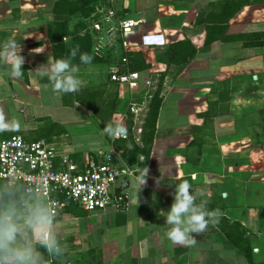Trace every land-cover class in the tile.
<instances>
[{
	"label": "crops",
	"instance_id": "obj_1",
	"mask_svg": "<svg viewBox=\"0 0 264 264\" xmlns=\"http://www.w3.org/2000/svg\"><path fill=\"white\" fill-rule=\"evenodd\" d=\"M54 1L0 0V53H6L5 43L15 41L24 57L20 77H13L11 64L0 58V106L14 108L17 103L37 109L45 106L42 97L53 95L58 100L56 108L64 110L63 115L69 114L79 126L75 135L85 138L70 140L63 128L51 133L40 126L42 117L31 115L27 124L0 131V141L15 131L26 140L51 143L75 162L94 157L99 151H114L116 165L122 166L126 162L114 144L104 138L100 121L91 111L77 104L64 105L61 93L52 90L48 77L34 73L52 58L46 31L53 20ZM216 1H108L122 17L141 21L125 37L135 49L133 54H139L147 66L139 72L140 93L153 97L159 87L160 106L151 151L144 166L133 165L139 170L134 176L116 184L117 191L128 194L123 209L107 207L87 212L69 205L51 220L42 202L47 222L41 225L29 220L31 212L26 205L19 222L18 243L34 249L37 264H247L228 240L238 236L233 224L243 227L253 262L264 264V180L253 171V141L260 139L254 129L259 128L264 106V59L258 52L262 48H245L238 39L204 43L205 28L196 19ZM247 12H239L228 22L226 35L263 31L244 22ZM183 41L188 42L183 52L189 54L194 49L195 53L180 64L186 60L185 52L178 53V49L175 53L172 47ZM102 67L108 71L110 66L90 64L79 67L76 75L91 78L89 74H93L94 84L86 87L113 85ZM255 75L257 80L262 76L260 82L251 79ZM116 87L120 113L126 110L128 99L122 95V88ZM130 121L132 125V116L127 124ZM130 134L139 145L141 134L132 127ZM112 139L119 142L126 138ZM145 168L146 183L140 185L138 178ZM185 180L197 196V204L206 201L208 210L221 212L218 224H209L204 232L193 234L196 242L191 245L169 240L165 218L159 216L161 211H169L175 185ZM49 238L59 243L60 255L45 246Z\"/></svg>",
	"mask_w": 264,
	"mask_h": 264
},
{
	"label": "built area",
	"instance_id": "obj_2",
	"mask_svg": "<svg viewBox=\"0 0 264 264\" xmlns=\"http://www.w3.org/2000/svg\"><path fill=\"white\" fill-rule=\"evenodd\" d=\"M87 22V28L79 35L90 37L93 55L109 58L108 80L129 93L126 110L117 113L118 124L126 127L132 116V131L135 128L141 134L152 95L140 93V73L130 70L135 49L125 37L141 21L126 19L117 10L101 4ZM126 137L127 134L114 139ZM114 154L99 151L94 157L75 162L45 140H26L16 134L0 141V190L17 188L27 197L40 198L51 220L69 205L87 212L107 207L123 209L128 194L117 191L116 184L139 170L127 163L117 166Z\"/></svg>",
	"mask_w": 264,
	"mask_h": 264
},
{
	"label": "trees",
	"instance_id": "obj_3",
	"mask_svg": "<svg viewBox=\"0 0 264 264\" xmlns=\"http://www.w3.org/2000/svg\"><path fill=\"white\" fill-rule=\"evenodd\" d=\"M254 3H264V0H219L209 3L207 9L209 11L201 13L196 19L197 24H202L205 28V44L218 40H231L238 39L243 41L245 48H263L264 47V31H253L244 33L238 36H228L226 31L228 29V22L244 7L251 6ZM109 6L108 0H56L52 4V16L53 20L47 27L46 36L51 46V54L53 59L69 58L70 50L79 46V52L77 56L72 59V64L78 67H85L90 64H100L111 66V61L108 57H97L91 52V39L86 34L80 36V32L87 28V20L90 18L94 9L98 5ZM111 7V6H109ZM80 16L82 21L76 24L73 29H70L68 20L74 16ZM64 38H66L64 40ZM188 44L187 41L179 43V45L173 46V52L182 53L183 45ZM171 48V49H172ZM185 52V53H184ZM185 61L190 60L195 53L194 49H191L189 54L184 51ZM80 53H88L93 57L90 64H83L80 61ZM132 65L130 70L143 71L147 66L143 63V60L139 54L131 56ZM63 104L66 106H74L75 104L91 111V113L100 121V127L103 130L108 123L113 125L118 124L117 109L119 106L117 100V87L115 84L104 86L98 85L93 87H80L79 91L74 93H61ZM160 106L159 87L155 91L149 106L146 116L144 118L142 132L140 135V144L134 142L130 134L131 121L127 124L126 133L128 134L125 140L119 142L113 140L112 137L104 134V138L111 141L114 144V148L119 150L120 157L128 165L133 166L139 164L141 167L146 163L153 140L155 122L158 115ZM13 131L9 137L16 135ZM6 137V138H9ZM5 138V139H6ZM119 143L117 145L116 143ZM129 145L131 147H129ZM143 157V160L138 162L139 158ZM8 192L7 189H1L0 193ZM22 196H25L22 191H18ZM235 229H238V236L231 237L228 240L243 254L247 264H256L252 260V249L249 247V240L245 237V231L241 225H235ZM240 231V232H239ZM243 233L241 234V232ZM261 264V263H260Z\"/></svg>",
	"mask_w": 264,
	"mask_h": 264
},
{
	"label": "clouds",
	"instance_id": "obj_4",
	"mask_svg": "<svg viewBox=\"0 0 264 264\" xmlns=\"http://www.w3.org/2000/svg\"><path fill=\"white\" fill-rule=\"evenodd\" d=\"M66 39V38H64ZM6 53H0V58L6 59L11 64V75L20 77L23 75L22 65L24 57L20 55L21 46L15 41L5 43ZM79 46L70 50L69 58L53 59L49 58L47 64L40 65L34 73L41 77L47 76L52 85V90L58 93H74L79 91L81 81L77 77L79 67L72 64V59L77 56ZM80 61L83 64H90L93 57L88 53H80ZM18 121L13 118L6 121L3 110H0V131L10 127H17ZM104 134L115 138L126 135V128L122 124H106L103 129ZM129 147H131L129 145ZM148 169L145 168L138 178L139 184L146 183ZM202 195V193H201ZM197 196L191 191V185L188 181H182L175 185L173 194V203L169 211L159 213V216L165 218L167 232L166 236L175 244L191 245L196 242L195 235L204 232L209 224L215 226L218 224L221 212L219 209L208 210L206 201L196 203ZM23 216L16 211H0V264H37L36 254L30 245L18 243L20 232L19 222ZM29 220L33 224L47 222L45 215L31 213ZM50 252L60 255L62 250L58 242L49 238L45 245ZM67 245L63 246L65 251Z\"/></svg>",
	"mask_w": 264,
	"mask_h": 264
},
{
	"label": "rangeland",
	"instance_id": "obj_5",
	"mask_svg": "<svg viewBox=\"0 0 264 264\" xmlns=\"http://www.w3.org/2000/svg\"><path fill=\"white\" fill-rule=\"evenodd\" d=\"M109 1V0H108ZM110 3V2H108ZM109 7V6H108ZM248 14H246V18L244 19V22L249 21V23H253V25L258 30L264 31V3H254L251 6L244 7L240 13L247 11ZM82 21V18L80 16H74L68 20V25L70 29H73V27L80 23ZM258 52L263 56L264 59V49L258 50ZM101 68V66H99ZM104 69L102 67L101 71ZM105 72L106 69H104ZM104 72V71H103ZM87 74V73H86ZM82 75V74H80ZM93 77V74H89ZM256 76V75H255ZM258 76V75H257ZM91 78H85L79 77L78 79L81 81L80 87H86V86H92L91 84H94V79ZM262 76H258L259 82L261 81ZM251 79L258 83L257 77L254 79L252 76ZM118 90V89H117ZM122 95L126 97V99H129L128 92L126 88H122ZM119 93V91H117ZM127 95V96H126ZM264 97V95H263ZM43 105L46 106L47 104H50V106L53 107H41L37 109H29V107H26L25 105H18L17 103L13 107H10L7 105H1L0 110H3V113L6 117V121H11L13 118H15L19 123L18 125L27 124L25 121L30 119L31 115H35L38 117H42L43 120L40 126L46 127L49 129V132L56 133L59 132L61 128L65 132H67L70 136V140H83L84 138L80 135H75L78 132V125L69 119V114L67 116L63 115V111L61 108H56V105L58 100L57 97L53 95H46L44 98L42 97ZM125 103V102H124ZM36 105H39L38 102ZM126 105V103H125ZM260 125L259 128L254 129L255 133L259 134L260 139H254L253 141V153L255 154V157L253 159V166H254V172L260 173V177L262 180H264V106H262V109L260 110ZM31 125V124H29ZM61 125V126H60ZM50 133V134H51ZM122 179H120L118 182H120ZM19 190L17 188L8 190L6 193H0V211L3 210H9V211H16L19 215H24V212L26 213V205L30 209L31 213H35L37 215H45V208L42 204V200L37 197H30V198H24L22 196H19L15 194L14 192H18ZM41 201V202H40ZM249 238H255L254 236L249 235ZM254 241V240H253Z\"/></svg>",
	"mask_w": 264,
	"mask_h": 264
},
{
	"label": "water",
	"instance_id": "obj_6",
	"mask_svg": "<svg viewBox=\"0 0 264 264\" xmlns=\"http://www.w3.org/2000/svg\"><path fill=\"white\" fill-rule=\"evenodd\" d=\"M254 77V79H256V76H253ZM222 197H225V194H222Z\"/></svg>",
	"mask_w": 264,
	"mask_h": 264
}]
</instances>
